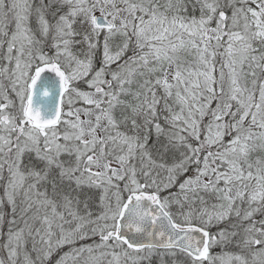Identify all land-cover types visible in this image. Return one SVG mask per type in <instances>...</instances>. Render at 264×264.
<instances>
[{
  "label": "snow or ice",
  "instance_id": "6c2138e0",
  "mask_svg": "<svg viewBox=\"0 0 264 264\" xmlns=\"http://www.w3.org/2000/svg\"><path fill=\"white\" fill-rule=\"evenodd\" d=\"M0 264H264V0H0Z\"/></svg>",
  "mask_w": 264,
  "mask_h": 264
}]
</instances>
